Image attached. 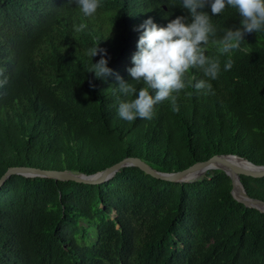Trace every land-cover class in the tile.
<instances>
[{
	"label": "trees",
	"instance_id": "trees-1",
	"mask_svg": "<svg viewBox=\"0 0 264 264\" xmlns=\"http://www.w3.org/2000/svg\"><path fill=\"white\" fill-rule=\"evenodd\" d=\"M186 15L182 0H102L91 17L74 0H0V178L16 167L89 176L125 158L163 173L215 155L264 166V31L228 54L209 46L221 62L212 93L190 86L176 94L179 112L164 101L151 120L119 117L135 96L117 76L143 86L128 71L139 26ZM211 20L219 39L241 17L228 7ZM98 44L113 70L100 79L88 69L101 55H86ZM189 78L207 79L196 68ZM241 181L264 202V178ZM231 188L220 170L169 183L129 167L96 186L12 176L0 189V264H264V214Z\"/></svg>",
	"mask_w": 264,
	"mask_h": 264
},
{
	"label": "clouds",
	"instance_id": "clouds-1",
	"mask_svg": "<svg viewBox=\"0 0 264 264\" xmlns=\"http://www.w3.org/2000/svg\"><path fill=\"white\" fill-rule=\"evenodd\" d=\"M74 3L86 17L95 15L102 7V0H74ZM228 7L238 10L239 26L227 29L224 36L217 39L211 17ZM182 8L188 15L170 20L166 27L159 26L152 18L139 26L142 34L138 51L132 57L134 66L128 71L133 81L143 86L138 90L133 83L117 76L120 91L125 96H135L120 102L118 115L121 119L128 122L137 118L151 120L155 106L164 101L170 102L173 112H179L176 94L190 86L204 90L205 94L212 93L209 81L219 78L221 62L219 57L207 55L209 46H218L221 54H228L239 48L245 34L264 31V0H182ZM206 8H210L211 15ZM86 27L81 23L75 30L83 31ZM99 44L86 51L91 59L101 55L100 60L88 69L97 79L105 78L113 71L108 67L106 50ZM233 64L229 56L224 71L231 70ZM193 68L201 70L207 79H200L193 85L189 78Z\"/></svg>",
	"mask_w": 264,
	"mask_h": 264
},
{
	"label": "water",
	"instance_id": "water-1",
	"mask_svg": "<svg viewBox=\"0 0 264 264\" xmlns=\"http://www.w3.org/2000/svg\"><path fill=\"white\" fill-rule=\"evenodd\" d=\"M244 164V165H242ZM134 167L146 175L164 182L169 183H186L203 179L205 173L209 170H220L224 172L231 180V195L235 201L241 203L246 208L255 209L264 214V202L250 198L242 184V177L254 179L264 178V166H255L246 160L231 155H215L209 160L197 163L183 171L176 173H163L154 170L139 158H125L117 164L106 168L94 175H78L68 171L59 170H42L31 167L9 168L0 178V189L4 183L12 176H21L25 178H44L52 179L60 182H74L84 185H101L111 180L121 169ZM198 170L196 176H192V172ZM236 190H240L241 196H236Z\"/></svg>",
	"mask_w": 264,
	"mask_h": 264
},
{
	"label": "bare ground",
	"instance_id": "bare-ground-1",
	"mask_svg": "<svg viewBox=\"0 0 264 264\" xmlns=\"http://www.w3.org/2000/svg\"><path fill=\"white\" fill-rule=\"evenodd\" d=\"M242 165H244V164H242ZM198 173H199L198 170H195V171L192 172L191 175L192 176H196ZM241 195H242V193L240 192V190H236V196H241Z\"/></svg>",
	"mask_w": 264,
	"mask_h": 264
},
{
	"label": "rangeland",
	"instance_id": "rangeland-1",
	"mask_svg": "<svg viewBox=\"0 0 264 264\" xmlns=\"http://www.w3.org/2000/svg\"><path fill=\"white\" fill-rule=\"evenodd\" d=\"M87 229H88V232H91V231H93L94 229H93V227H87ZM93 239V235L91 234V240Z\"/></svg>",
	"mask_w": 264,
	"mask_h": 264
}]
</instances>
